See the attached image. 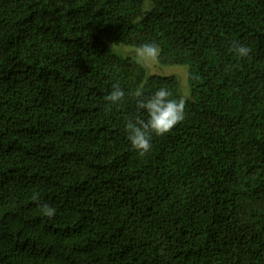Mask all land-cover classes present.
Masks as SVG:
<instances>
[{"label":"trees","instance_id":"1","mask_svg":"<svg viewBox=\"0 0 264 264\" xmlns=\"http://www.w3.org/2000/svg\"><path fill=\"white\" fill-rule=\"evenodd\" d=\"M145 43L188 97L111 47ZM160 88L185 118L140 155ZM0 264H264V0H0Z\"/></svg>","mask_w":264,"mask_h":264},{"label":"clouds","instance_id":"2","mask_svg":"<svg viewBox=\"0 0 264 264\" xmlns=\"http://www.w3.org/2000/svg\"><path fill=\"white\" fill-rule=\"evenodd\" d=\"M236 55L240 58H248L251 49L249 47L239 45L234 49ZM136 56L141 61L156 60L160 56V47L155 43H145L136 49ZM143 94H138L137 110H143L147 114V119H129L126 124L128 132V140L134 150L140 155L149 153L151 145V136L160 137L168 134L185 118L184 99L173 100L170 99L171 93L165 89L160 88L152 96L145 99L139 97ZM124 91L117 85L113 86L110 94L104 97L106 102L110 104H118L124 99ZM38 194L33 196L34 200H38ZM41 214L45 217L51 218L55 214V209L44 205L40 209Z\"/></svg>","mask_w":264,"mask_h":264},{"label":"rangeland","instance_id":"3","mask_svg":"<svg viewBox=\"0 0 264 264\" xmlns=\"http://www.w3.org/2000/svg\"><path fill=\"white\" fill-rule=\"evenodd\" d=\"M112 50L114 53H116L119 56L122 57H129L134 59L136 62L141 64L148 73L150 74H166V75H174L177 77L180 85V91L183 95V97L189 96V85L187 81V68L184 66H161L156 60H150V61H141L136 56V49L134 47L130 46H124V45H111Z\"/></svg>","mask_w":264,"mask_h":264}]
</instances>
